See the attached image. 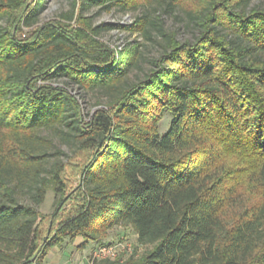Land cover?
Returning <instances> with one entry per match:
<instances>
[{
  "label": "trees",
  "instance_id": "16d2710c",
  "mask_svg": "<svg viewBox=\"0 0 264 264\" xmlns=\"http://www.w3.org/2000/svg\"><path fill=\"white\" fill-rule=\"evenodd\" d=\"M252 1L80 0L74 24L64 13L32 28L44 0H0V264H44L75 241L97 247L85 264H264V7ZM92 6L145 11L94 27ZM157 7L184 13L193 37L179 41ZM112 29L161 49L147 72L131 76L137 41L97 39ZM45 132L80 158L74 187ZM48 192L46 220L36 206ZM127 227L141 254L92 257Z\"/></svg>",
  "mask_w": 264,
  "mask_h": 264
},
{
  "label": "rangeland",
  "instance_id": "374dc122",
  "mask_svg": "<svg viewBox=\"0 0 264 264\" xmlns=\"http://www.w3.org/2000/svg\"><path fill=\"white\" fill-rule=\"evenodd\" d=\"M79 5L80 0H44L43 8L36 15L37 22L32 28L50 21H61V17L64 13L74 14V18L70 20L71 24H74L76 15L79 11ZM251 5H262V7H264V0H253ZM144 11L145 10L142 8L137 11L129 12H122L117 8H113L110 11H105L101 8V6H92L87 11L83 12V16L90 18V21L93 22L94 27L101 24L127 25L134 21V19L137 16L141 15ZM147 11L148 13L152 14L153 17L152 8H148ZM155 15H160L163 21L162 24L164 28L169 31H175L177 33L178 40L181 42L186 39H191L193 37V34H195V29L188 22V19L184 15V13H182L179 9H174L173 11H171V13H165L163 7H157V12H154V16ZM3 25L4 23L0 21V26ZM32 28L23 27V31L20 36H27ZM97 39L105 43L109 48L115 50H119L125 45L133 43L135 41H137L141 45L140 51L142 53V57L138 66L131 74L132 77L141 76L142 74L147 72L150 68L148 59L157 57L161 51V49L154 42L146 41L140 35L130 34L128 31L122 29L102 30L99 32V34H97ZM71 92L75 95L78 91L74 87L71 88ZM83 99V112L85 114V120H88L89 113L97 107L96 101L99 100V95L95 93H89L85 94ZM170 120V116L166 114L162 121L159 123L158 132L160 135H163L168 130ZM43 135L49 137L53 141L54 146L64 153L60 156H52L51 161L53 162L59 160L66 164L64 176L67 179L68 184L74 187L79 179L78 169H75L74 166L79 165L80 158L74 157V154L72 155L68 144L63 139L49 134L48 132L43 133ZM21 199L25 203H32L29 199V196L24 197L22 195ZM36 207L40 214L47 220L55 208L52 192H48L46 194L44 202L40 206L37 205ZM43 225V227L46 229L45 224ZM108 241L110 245L117 246L120 250L119 255L116 256V259H125L132 254L139 255L143 251L142 247L137 246L136 236L129 227L124 229L115 228L111 232ZM78 243L79 241L68 242L62 247L51 249L45 258L44 264H85L84 260H87V258H85V255L88 254L86 251L89 250V247H91V245L86 247L85 251L82 252L77 247ZM97 244L98 243H94L93 245L96 246ZM122 245L123 247L129 246L132 250L131 254L125 251V253L122 252L124 250V248L122 249L121 247Z\"/></svg>",
  "mask_w": 264,
  "mask_h": 264
},
{
  "label": "built area",
  "instance_id": "2783aa9c",
  "mask_svg": "<svg viewBox=\"0 0 264 264\" xmlns=\"http://www.w3.org/2000/svg\"><path fill=\"white\" fill-rule=\"evenodd\" d=\"M125 246V245H124ZM122 249L124 248V250L122 252H127L129 254H131L132 250L129 246H125L123 247V245L121 246ZM119 249L117 246H112V245H108V246H104V247H100L99 249H97L92 257L95 259H116L119 255ZM124 252V253H125Z\"/></svg>",
  "mask_w": 264,
  "mask_h": 264
},
{
  "label": "crops",
  "instance_id": "0c3cea01",
  "mask_svg": "<svg viewBox=\"0 0 264 264\" xmlns=\"http://www.w3.org/2000/svg\"><path fill=\"white\" fill-rule=\"evenodd\" d=\"M95 248H97V247H93V248H90V247H89V250L86 251L88 254L85 255V256H86L85 258H87V257L89 256V254H90ZM84 251H85V249L82 250V252H84ZM84 261H86V260H84Z\"/></svg>",
  "mask_w": 264,
  "mask_h": 264
}]
</instances>
